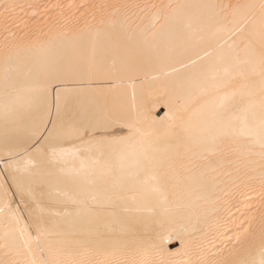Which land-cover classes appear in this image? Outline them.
Masks as SVG:
<instances>
[{
  "label": "bare ground",
  "instance_id": "obj_1",
  "mask_svg": "<svg viewBox=\"0 0 264 264\" xmlns=\"http://www.w3.org/2000/svg\"><path fill=\"white\" fill-rule=\"evenodd\" d=\"M0 264H264V0H0Z\"/></svg>",
  "mask_w": 264,
  "mask_h": 264
},
{
  "label": "rangeland",
  "instance_id": "obj_2",
  "mask_svg": "<svg viewBox=\"0 0 264 264\" xmlns=\"http://www.w3.org/2000/svg\"><path fill=\"white\" fill-rule=\"evenodd\" d=\"M163 111V110H162Z\"/></svg>",
  "mask_w": 264,
  "mask_h": 264
}]
</instances>
